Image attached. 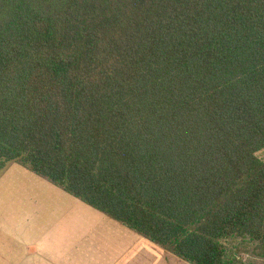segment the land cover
<instances>
[{"label":"trees","instance_id":"1","mask_svg":"<svg viewBox=\"0 0 264 264\" xmlns=\"http://www.w3.org/2000/svg\"><path fill=\"white\" fill-rule=\"evenodd\" d=\"M262 151L264 0H0V172L187 264H264Z\"/></svg>","mask_w":264,"mask_h":264},{"label":"crops","instance_id":"2","mask_svg":"<svg viewBox=\"0 0 264 264\" xmlns=\"http://www.w3.org/2000/svg\"><path fill=\"white\" fill-rule=\"evenodd\" d=\"M53 191L59 218H0V264H184L111 218H78L77 202Z\"/></svg>","mask_w":264,"mask_h":264},{"label":"rangeland","instance_id":"3","mask_svg":"<svg viewBox=\"0 0 264 264\" xmlns=\"http://www.w3.org/2000/svg\"><path fill=\"white\" fill-rule=\"evenodd\" d=\"M258 156L264 161V151ZM53 190L55 186L48 180L18 163H9L0 172V218H59L60 213L50 215V211L59 204L52 195L56 194ZM65 196V199L77 202L81 210L78 218H109L70 195Z\"/></svg>","mask_w":264,"mask_h":264}]
</instances>
